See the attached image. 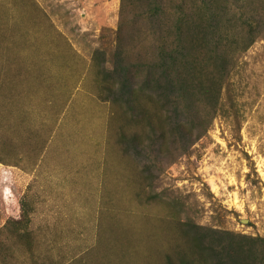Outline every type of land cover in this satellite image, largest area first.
<instances>
[{"label": "rangeland", "instance_id": "obj_1", "mask_svg": "<svg viewBox=\"0 0 264 264\" xmlns=\"http://www.w3.org/2000/svg\"><path fill=\"white\" fill-rule=\"evenodd\" d=\"M0 264H264V0H0Z\"/></svg>", "mask_w": 264, "mask_h": 264}, {"label": "trees", "instance_id": "obj_2", "mask_svg": "<svg viewBox=\"0 0 264 264\" xmlns=\"http://www.w3.org/2000/svg\"><path fill=\"white\" fill-rule=\"evenodd\" d=\"M180 25H183L182 21ZM185 25V24H184ZM196 28L201 25V23L193 24ZM191 26V25H189ZM194 28V27H193ZM192 29V28H190ZM195 29V28H194ZM190 31V30H189ZM196 38H193V41H195ZM180 41V40H179ZM192 41V42H193ZM198 41L195 45H193V48H199ZM214 55H213V66H212V80L210 82V88L212 95H215V101L216 97L218 95V91L222 89V86L224 83L222 81L224 80V75H226V72L228 74V56H224L221 54L220 51H218L216 48L213 49ZM194 50H191L190 53L185 54L182 51H179L178 49H169L164 50V55L162 59L164 62L161 64H153L148 67L149 70V76L150 80L149 83L154 82V77L160 75L161 79L166 83V85H174L173 74H177V83L180 82V90L182 94H187L189 91H194L195 86L194 83L198 86V90L201 89L200 82L196 80V72L201 64H193L190 65V58H194V60H199L198 55L195 53L193 54ZM162 52V54H163ZM187 63V64H185ZM160 70V74H157ZM180 75V76H178ZM159 81V79H158ZM213 110H216V103L212 107Z\"/></svg>", "mask_w": 264, "mask_h": 264}]
</instances>
